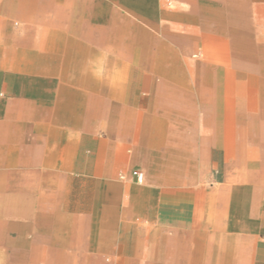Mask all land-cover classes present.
<instances>
[{
    "label": "crops",
    "instance_id": "crops-1",
    "mask_svg": "<svg viewBox=\"0 0 264 264\" xmlns=\"http://www.w3.org/2000/svg\"><path fill=\"white\" fill-rule=\"evenodd\" d=\"M0 264H264V0H0Z\"/></svg>",
    "mask_w": 264,
    "mask_h": 264
},
{
    "label": "clouds",
    "instance_id": "clouds-1",
    "mask_svg": "<svg viewBox=\"0 0 264 264\" xmlns=\"http://www.w3.org/2000/svg\"><path fill=\"white\" fill-rule=\"evenodd\" d=\"M134 67L126 50L107 44L86 57L79 72L113 92L123 94L128 89Z\"/></svg>",
    "mask_w": 264,
    "mask_h": 264
},
{
    "label": "built area",
    "instance_id": "built-area-1",
    "mask_svg": "<svg viewBox=\"0 0 264 264\" xmlns=\"http://www.w3.org/2000/svg\"><path fill=\"white\" fill-rule=\"evenodd\" d=\"M136 176H137L138 180H141V178H142V174L141 173H137Z\"/></svg>",
    "mask_w": 264,
    "mask_h": 264
},
{
    "label": "rangeland",
    "instance_id": "rangeland-1",
    "mask_svg": "<svg viewBox=\"0 0 264 264\" xmlns=\"http://www.w3.org/2000/svg\"><path fill=\"white\" fill-rule=\"evenodd\" d=\"M2 94H4V93H2Z\"/></svg>",
    "mask_w": 264,
    "mask_h": 264
}]
</instances>
